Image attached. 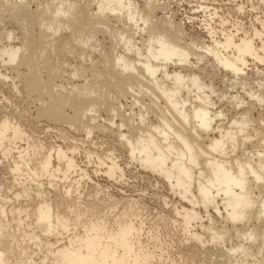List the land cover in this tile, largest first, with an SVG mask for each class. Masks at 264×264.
<instances>
[{
	"label": "bare ground",
	"instance_id": "1",
	"mask_svg": "<svg viewBox=\"0 0 264 264\" xmlns=\"http://www.w3.org/2000/svg\"><path fill=\"white\" fill-rule=\"evenodd\" d=\"M230 1L236 5L226 14L199 4L208 12L206 39L188 34L185 23L158 17L161 0H142L143 7L137 0H0V22L8 20L20 34L14 36L13 26L0 29V68L13 71V88L39 103L38 119L59 131L64 125L83 132L88 140L96 131L112 134L131 162L161 178L180 199L172 220L192 249L213 244L222 252L234 232L243 241L230 245L219 262L261 254L264 264V18L247 24L244 16L255 13L256 0ZM113 21L123 27L117 34L122 53L116 41L117 52L114 46L104 51L99 41L90 45L80 36L107 31L113 37ZM96 51L99 58L89 66L80 60ZM67 55L80 62L67 66ZM65 67L72 69L71 82L77 78L71 87L68 75L64 84ZM207 69L222 73L230 88L220 91L204 75ZM0 76L9 79L1 70ZM83 147L45 143L11 117L0 121V166L10 175L8 184L0 181V264L165 259L160 228L147 230L137 203L116 212L101 198L81 199L83 180L93 177L79 160L83 150L95 173L125 175L118 154Z\"/></svg>",
	"mask_w": 264,
	"mask_h": 264
},
{
	"label": "rangeland",
	"instance_id": "2",
	"mask_svg": "<svg viewBox=\"0 0 264 264\" xmlns=\"http://www.w3.org/2000/svg\"><path fill=\"white\" fill-rule=\"evenodd\" d=\"M6 1V0H5ZM20 2L21 0H10L7 2ZM23 1V0H22ZM138 4H140V7H143L142 0H137ZM12 2V3H13ZM206 3L209 6L212 7H218L220 12H227L229 10L228 8H233L236 5V2L230 1V0H161L162 5L164 6V10L161 12H157V16L160 17L163 14L167 17H171V19H174V22H181L184 24L185 31L192 35L196 36L197 33L201 34L202 37H205L207 39L208 33L204 29V20L208 17V12H204V8L200 7V3ZM30 3L29 5L31 8L35 9L37 6L35 3V6ZM245 3V2H243ZM255 6H257V9H254L253 12L250 13L246 12L248 16H244V21L249 24L251 21L254 20L255 16L259 15L264 18V0L259 1L256 0L253 2ZM247 4V3H246ZM250 3L247 4V9H251ZM245 13V15H247ZM226 14V13H225ZM252 16V17H251ZM254 17V18H253ZM246 18V19H245ZM251 19V20H250ZM5 21V20H4ZM0 22V29L7 28L9 29L11 26V29L15 30L14 24L10 25L7 22ZM4 24V25H3ZM112 24H117L116 22H112ZM9 25V26H8ZM4 26V27H3ZM6 26V27H5ZM115 27V30H113V37H111V32L107 33L102 32L101 35H95L94 37H88L86 34L82 36V39H87L89 41L88 44L95 42H100V47L104 49V51H109L113 46L116 51V47L118 46V52L122 53L124 51L123 43H119L117 39H119L117 34L119 35L121 28H123L121 25H113ZM117 26V27H116ZM2 27V28H1ZM113 28V27H112ZM204 30V31H203ZM116 31V32H115ZM116 33V34H115ZM100 34V33H99ZM20 34L16 31L15 37H19ZM84 37V38H83ZM97 37V38H96ZM89 39V40H88ZM136 39L139 41L140 37L138 34L136 35ZM99 41V42H98ZM115 41L119 44H115ZM113 43V44H112ZM7 45L8 41L5 39L1 43V45ZM92 44V45H93ZM112 44V45H111ZM91 45V44H90ZM98 45V44H97ZM112 46V47H111ZM111 47V48H110ZM99 48V46H98ZM100 49V48H99ZM109 49V50H108ZM98 52V51H96ZM117 52V51H116ZM95 53V52H94ZM99 52L92 54L89 58H80V60L86 64V66H89L92 62V58L94 61L98 60L99 58ZM132 56V53H131ZM69 55L65 57L66 62H69L67 66H70L69 64L76 65L80 60H78V56L67 58ZM78 57V58H77ZM67 58V59H66ZM74 58V61H73ZM77 58V59H76ZM76 59V60H75ZM70 61H72L70 63ZM1 65V64H0ZM72 66L71 68H73ZM203 67V66H202ZM66 68V67H65ZM66 68V75L64 79L65 86H72L71 84L75 83L77 81V78H74L75 80L71 82L69 79V74L71 72V69ZM101 68V69H100ZM69 69L70 72H69ZM99 69L102 70L101 64L99 65ZM2 74H6L9 79L3 81L0 76V121L4 119L5 117H11V119L16 120L17 122H21V124L26 128L27 132L33 136L34 138L40 139L41 141L45 143H60L62 140L65 142H70L83 145V148L86 149H92L94 151L97 150V152L101 153L102 155L105 153L109 154L108 152L115 153V155L118 156L119 162L121 166L124 168V177H114L109 178L103 174H97L95 173V163L92 161L90 162L84 150L80 152L79 154V160L82 162L83 167L89 169L88 171L91 173L92 181L91 180H83L82 185L80 186L79 190L82 194L80 196L81 199L84 201L88 200H98L102 199L107 205V207L117 206L116 212H121L126 207L127 203L129 201H134L136 206L138 207L140 213L143 212L144 215L143 219H145L147 230L149 229L150 225L151 227H159L160 228V235L161 240L166 245L165 247L168 249V259L166 258L167 255L165 254V259L161 260L158 264H221L219 260L224 258L222 256L223 253H225V250L229 248L230 245L233 243H240L243 241L242 237H238L236 233L232 232L230 234V241L227 243L228 247L225 246L224 250L221 252L220 249L217 247H213V244L209 246V244L205 247L198 246V249H192L188 243L185 241V237L178 226L174 227L175 224L173 223V220L175 217V213L173 211L174 203L176 205H179L180 199L178 197H175L170 189H168V185L159 177L143 170L138 164L131 162L128 158L127 153H124V148L120 145V142L118 141L117 137L114 138V136L109 133L104 134L99 132H94L92 137L88 138L84 135V133H80V131H75L74 129L69 128L68 126H64L61 128L62 131H59L54 126L53 123L49 122L46 119H38L36 117L37 115V107L39 106L38 102L33 103V101L29 99V97L24 96V92H19L13 88V76L14 73L10 72L11 70L9 68H0ZM67 72H69L67 74ZM67 75H68V81H67ZM204 75L208 78L207 80L210 81L214 80L215 85L220 89V91H223L224 89L230 88L229 83L226 84L221 81L223 74L220 73L216 75L215 73L210 72L208 69L205 71ZM230 76V75H228ZM68 82V85H66V82ZM60 84V80L57 82ZM27 96V95H26ZM33 99V98H31ZM131 99L128 98V101ZM145 102H148V98L146 100V97H144ZM130 104V103H129ZM36 108V109H35ZM69 109V110H68ZM136 110L138 108L135 107ZM101 113V123H104V119L107 117V113L105 111H102ZM66 113L72 114V111L70 110V107L66 108ZM154 113L149 114V118L151 120H155ZM36 118V119H35ZM105 124V123H104ZM64 129V130H63ZM61 133V134H60ZM116 136V135H115ZM111 137V138H110ZM85 140V143L81 139ZM86 138V139H85ZM75 139V141H74ZM77 140V141H76ZM88 140V142H87ZM119 145L121 147H119ZM82 147V146H81ZM89 147V148H88ZM115 148V149H114ZM113 150V151H112ZM115 151V152H114ZM84 152V153H83ZM89 161V162H88ZM3 167L0 166V181H4L5 183L10 182V175L4 173ZM87 182V183H86ZM89 182V183H88ZM98 182V183H96ZM88 184V185H87ZM95 185V186H94ZM95 187V189H94ZM100 187V189L98 188ZM83 188V189H81ZM98 188V189H97ZM50 190V189H49ZM96 190H100L99 193L96 192ZM102 191V192H101ZM51 193H53V190H51ZM175 197V198H174ZM173 203V204H172ZM124 207V208H122ZM140 207V208H139ZM210 213L213 215V219L216 221L221 220V216H219L215 210L212 208L210 210ZM202 214L204 216V220L207 221V214L202 210ZM174 217V218H173ZM173 219V220H172ZM151 223V224H150ZM219 224V223H218ZM159 225V226H156ZM220 227V226H219ZM177 228V229H176ZM164 229V230H163ZM264 230V226H263ZM233 235V236H231ZM185 242V244H184ZM256 245H259L261 243V240H256ZM195 244V243H194ZM217 248V250H216ZM255 253V249H252ZM219 251V253L217 252ZM222 253V254H221ZM221 254V256H220ZM220 256V257H219ZM226 257V255H225ZM221 258V259H220ZM228 258V257H227ZM260 255L253 256L252 254H238L236 257L230 258L232 260V264H238L234 260H238L239 264H262L260 263L261 260Z\"/></svg>",
	"mask_w": 264,
	"mask_h": 264
}]
</instances>
